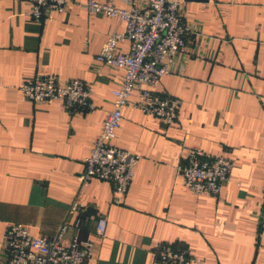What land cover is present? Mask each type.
I'll list each match as a JSON object with an SVG mask.
<instances>
[{"label":"crops","instance_id":"crops-1","mask_svg":"<svg viewBox=\"0 0 264 264\" xmlns=\"http://www.w3.org/2000/svg\"><path fill=\"white\" fill-rule=\"evenodd\" d=\"M183 1L184 20L196 30L178 72L158 85L182 101L179 117L166 125L135 107L123 110L113 143L140 158L115 203L113 183L81 185L77 176L124 75L94 58L124 22L89 12L85 0L38 22L31 0H0V259L8 224L53 236L67 217L65 241L94 240L88 264H153L152 249L163 243L185 247L197 259L192 264H264V0ZM118 48L128 50L129 42ZM34 74L88 82L96 109L70 113L61 100H26L19 86ZM191 147L232 162L218 196L193 195L178 175ZM75 201L81 210L68 215ZM87 206L106 219L103 236L95 235L98 219L82 215Z\"/></svg>","mask_w":264,"mask_h":264},{"label":"built area","instance_id":"built-area-1","mask_svg":"<svg viewBox=\"0 0 264 264\" xmlns=\"http://www.w3.org/2000/svg\"><path fill=\"white\" fill-rule=\"evenodd\" d=\"M72 0H31L29 15L42 21L51 11L63 13ZM85 0V8L94 14L115 18L125 24L123 32H111L94 58V63L122 68L124 75L112 90L113 107L107 113L101 131L84 158L83 170L77 176L81 185L92 179L111 182L115 186L114 202L120 203L132 184L140 156L113 143L122 121V112L135 107L145 114L171 125L179 117L182 101L160 92L158 85L163 76L176 73L177 60L187 50L188 36L195 28L184 20L183 0ZM127 40L129 48L122 51L118 44ZM23 98L32 102L61 100L70 113L96 109L91 101V85L81 79L62 80L55 75L34 74L19 86ZM136 92L137 98L131 99ZM232 162L222 155H214L202 148H187L177 173L187 189L196 196H218L231 176ZM73 202L68 215L81 210ZM75 226L81 221L76 218ZM71 225L67 217L53 236L32 234L21 223L6 226L3 245L7 251L0 264H88L94 254V240L79 239L74 235L68 241L64 235ZM106 219L100 217L95 235L103 236ZM258 230L264 231L263 200L258 214ZM153 264H192L197 259L185 248L171 243L159 244L152 249Z\"/></svg>","mask_w":264,"mask_h":264},{"label":"water","instance_id":"water-1","mask_svg":"<svg viewBox=\"0 0 264 264\" xmlns=\"http://www.w3.org/2000/svg\"><path fill=\"white\" fill-rule=\"evenodd\" d=\"M94 215L97 219H98V216H96V210L92 207V206H87L85 208V210L82 212V215Z\"/></svg>","mask_w":264,"mask_h":264},{"label":"trees","instance_id":"trees-1","mask_svg":"<svg viewBox=\"0 0 264 264\" xmlns=\"http://www.w3.org/2000/svg\"><path fill=\"white\" fill-rule=\"evenodd\" d=\"M172 245H176V246H180L179 244H176V243H171ZM181 247H183V246H181Z\"/></svg>","mask_w":264,"mask_h":264},{"label":"rangeland","instance_id":"rangeland-1","mask_svg":"<svg viewBox=\"0 0 264 264\" xmlns=\"http://www.w3.org/2000/svg\"><path fill=\"white\" fill-rule=\"evenodd\" d=\"M22 83V82H21Z\"/></svg>","mask_w":264,"mask_h":264}]
</instances>
